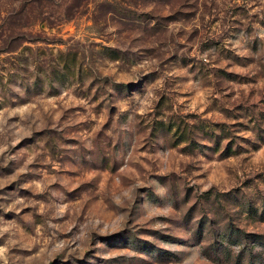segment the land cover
<instances>
[{"label": "rangeland", "instance_id": "1", "mask_svg": "<svg viewBox=\"0 0 264 264\" xmlns=\"http://www.w3.org/2000/svg\"><path fill=\"white\" fill-rule=\"evenodd\" d=\"M0 264H264V0H0Z\"/></svg>", "mask_w": 264, "mask_h": 264}]
</instances>
